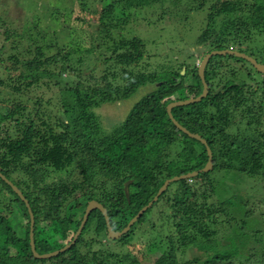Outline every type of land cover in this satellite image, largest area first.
<instances>
[{"label": "trees", "instance_id": "trees-1", "mask_svg": "<svg viewBox=\"0 0 264 264\" xmlns=\"http://www.w3.org/2000/svg\"><path fill=\"white\" fill-rule=\"evenodd\" d=\"M182 1L192 12L210 2L76 0L68 12L78 22L68 34L71 43L57 32L46 40L37 23L24 33L3 31L6 42L13 39L11 50L19 46L16 37L26 38L28 48L7 58L5 44L0 48V68L8 74L0 84L20 96L0 106V172L30 205L38 253L71 243L90 200L103 204L112 228L120 231L166 179L203 168L207 146L213 167L171 182L117 239L109 236L104 214L91 210L75 242L49 258L34 256L28 206L0 177V264H264V213L255 211L250 198L257 191L264 197V186L254 183L264 177V74L259 72L262 80L251 78L252 84L237 80L239 75L232 81L240 67L217 58H233L238 65L247 60L231 54L209 59L207 96L171 110L204 144L179 129L167 112L170 102L202 92L193 52L172 51L183 61L149 70L144 40L126 34L135 13L160 6L170 14ZM207 7L197 42L209 47L207 53L232 48L264 63L255 57L260 53L255 49L261 50L257 37L264 39V0H214ZM132 99L124 118L106 130L96 108ZM136 160H142L138 169ZM74 168L79 176L71 182L45 183L51 174ZM221 171L250 178V193L224 192L235 190L234 183L212 177ZM157 204L161 218L155 221L146 214ZM136 238L143 243L138 250Z\"/></svg>", "mask_w": 264, "mask_h": 264}, {"label": "rangeland", "instance_id": "rangeland-1", "mask_svg": "<svg viewBox=\"0 0 264 264\" xmlns=\"http://www.w3.org/2000/svg\"><path fill=\"white\" fill-rule=\"evenodd\" d=\"M213 1L214 0H210V2L207 1L206 5L202 9L194 12L187 11V5H185L186 3L182 1L181 5L173 10V12H169L170 14H168V12H165L163 14V10L165 7L162 9L160 6L150 7L149 9L143 10L138 14L135 13L133 20L126 28V34L129 37L138 36L144 40L146 44L145 54L147 56L144 59L143 64H146L148 66V69L152 70L156 66H159L161 64L166 65L171 61L180 63L184 58L180 55H177L176 53H172V51H187L189 49L193 52L194 55L193 59L191 60H193V62L196 64H200L202 58L207 54L209 47L198 44V36L206 27V9L208 8L207 4L211 5ZM75 2L76 0H0V48L3 44H5V48L3 50L4 58H7V56L12 52H20L21 54H23V52L28 48L26 43L28 42V40H26V38L21 41L20 38L16 37L15 40H19V46L16 50H11V42L13 39L6 42L3 35V31L6 28L15 30L18 33H24L29 29L30 26H32V24L37 23L39 29L43 30H40V32L46 36V40H50L51 37L53 39L55 37L53 33L57 32L58 36L62 37V41L65 42L67 39L69 40L68 42L71 43L69 39L71 37L68 38V34L72 33L75 27H78V22H75L73 17H71L68 12H70L69 9L72 7V5H74ZM224 18L225 17L223 16L217 18L216 27L220 26ZM34 29H36V27ZM36 36L40 41L42 37L38 34ZM258 39L260 41L256 42L258 43L256 44V46H259L261 50L255 49L260 52H254L255 57H257L259 61L264 62V39L262 38V36L257 37V40ZM0 53L2 54V51ZM217 59L220 61L222 60L223 63L228 61L230 63V66L237 65L240 67V69L236 71V76L232 78V81H236L237 75H239L237 80H245L248 82V84L253 83V79H251L253 77H255L256 80H262L260 73L256 71L253 65L247 61H239L241 62V65H238L239 63L236 62V60L233 58L223 56L222 58L219 57ZM191 60L188 61L191 62ZM6 64L9 65V62L7 60ZM2 69L3 68H0V78H7L8 74L6 72L4 73ZM248 70L251 71V76L248 75ZM220 87L221 86H219L215 92H217ZM36 94L37 92H33L31 98L35 99L37 97ZM137 97H135V99ZM13 98L20 99V96L14 94L10 88L0 84V106H5L6 104H8V102H6L5 100L10 99L11 101H13ZM132 102L133 99L129 100L127 103L124 101H119L113 104H102L100 107L96 108L95 111L100 116L103 127L106 130H110L111 126L120 122L127 114V111L130 109ZM36 108L37 105L35 104V102H33V104H31L29 107V109L33 110ZM141 164L142 160H136L134 162L136 169H138ZM142 172L145 173L144 170ZM233 175L231 173L222 171L212 173V177H217L220 181V184L222 182L226 184L234 183L235 191L229 188L228 190L222 188V190L225 189L224 192L229 191L230 194L232 190V193L237 192L239 194V192L244 190L249 194L250 189L248 183L251 181L248 179L250 178L238 177L241 175L237 174L236 176L234 175V177L236 178L235 180L233 178ZM78 176L79 172L76 168H74L69 172L51 174L47 178L45 183L48 185H53L55 182H58L61 179L65 180V182H71L72 180L78 178ZM254 183L259 187H263L264 177L254 180ZM262 197V194L258 191L256 192V194H252V196L250 197L255 201L253 206L255 211L259 213H264V197ZM7 198L10 199V196L8 194ZM156 207L161 208V206L157 204L151 211L146 214V216H151V218L153 219L158 217L161 218L159 211L162 208L159 209ZM154 220L156 221V219ZM146 223L148 222L146 221ZM157 226H159L158 229H160V224L158 222ZM144 229L146 228L144 227ZM165 230L166 229H164V231ZM133 243H135V249L137 250L143 244L141 243L140 238H136L135 240H133ZM113 245L114 244L112 242L109 243L110 247H113Z\"/></svg>", "mask_w": 264, "mask_h": 264}, {"label": "water", "instance_id": "water-1", "mask_svg": "<svg viewBox=\"0 0 264 264\" xmlns=\"http://www.w3.org/2000/svg\"><path fill=\"white\" fill-rule=\"evenodd\" d=\"M218 54L219 55L231 54V55H235L237 57L243 58V59L249 61L256 68V70L258 72L264 74V63L258 62L254 57H252V56H250V55H248V54H246L244 52H240L238 50L232 49V48L212 50V51L208 52L203 57L202 61L200 62L199 66H198V74H199V76L201 78V81H202V84H203L202 92L198 96L193 97V98H187V99H184V100H176V101L170 102L167 105V112H168L170 118L172 119V121L174 122V124L179 129H181L182 131H184L185 133H187L189 136L200 140L204 144H206V140L204 138H202L200 134H198V133H192L186 127L182 126L173 117L171 110L175 106L185 105V104L193 103V102H196V101H200L202 98H204L205 96H207V94L209 92V86H208V84H207V82L205 80V75H204L205 74V67H206L207 62L209 61V59L212 56L218 55ZM221 89H222V86L217 90V92L220 91ZM207 151H208V161H207V163L205 164V166L203 168H201L200 170L188 172L186 174L175 175V176H173L171 178L166 179L164 181V183L162 184V186L159 188L157 194L153 197V199L150 202H148V204H146L145 206H143L138 211V213L128 222L127 226L124 229H122L120 231L114 230L112 228L111 224H110L109 217H108V213H107V209L99 201H97V200H90L88 202L87 206H86L85 213H84L83 219L81 221V225L78 228L77 232L75 233V235H74L71 243L66 244L64 247H62V248H60L58 250H54V251L47 252V253H42V254L38 253L35 250L34 233H33L34 216H33V213L31 211V208H30V205H29L27 199L25 198V196L23 195V193L19 190V188L17 186H15L10 180H8L1 172H0V177H2L8 184L11 185V187L13 188V190L21 197L22 200L25 201L26 205L28 206V209H29V212H30V216H31L30 244H31V248H32V251H33L34 256L37 257V258H49L51 256H54V255L59 254L60 252L66 251L71 246V244L75 242L76 238L81 233L82 228L84 227V225H85V223L87 221V218H88L89 213L93 209H99L104 214L105 219H106L108 234H109V236L111 238L117 239L120 236H122L124 233H126L130 229L131 225L144 213V211L148 207H150L157 200L158 196L160 194H162L163 191L166 190V188L168 187V185L171 182L176 181V180H179V179L189 178V177L195 176L199 172H207L210 169H212V167H213L212 152H211V150H210V148L208 146H207ZM128 185H129V181H127L125 183V187L128 186Z\"/></svg>", "mask_w": 264, "mask_h": 264}]
</instances>
